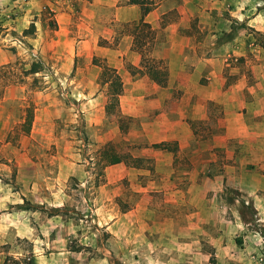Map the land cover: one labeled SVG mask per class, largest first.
Instances as JSON below:
<instances>
[{"label":"crops","instance_id":"0c3cea01","mask_svg":"<svg viewBox=\"0 0 264 264\" xmlns=\"http://www.w3.org/2000/svg\"><path fill=\"white\" fill-rule=\"evenodd\" d=\"M161 2L84 0L81 6L84 15L79 13L84 33L78 32L80 38H70L77 43V61L84 56L96 77L103 65L115 69L122 82V91L118 108L112 113L104 111L106 85L102 86V99H99L96 89L101 88L100 84L86 89L71 80L74 85L70 87L69 95L77 93L84 98L81 106L96 107L102 117L113 118L117 130H125L124 139L149 142V148L144 150L124 147L117 151L114 148L118 154L139 158V165L134 166L126 160L104 166L106 182L102 189L122 183V180L129 181L143 195L145 191L168 194V189H174L176 195L172 198L164 196L158 201L157 197L149 196L145 200L156 221L160 207L164 212L171 211L168 210L171 207L179 215L183 212L182 206L187 212L190 209L198 212L193 200L187 199L191 198L188 193L203 197V192L198 190L203 188L205 181L204 156L214 149H222L228 157L238 155V150L246 151L252 159L261 158L259 162L264 167V61L256 56L259 61L250 65L248 71L247 29L256 21L248 16V5L219 8L207 6L203 0H181L171 10L174 18L165 20L162 18L169 10H164ZM142 6L150 7L143 16ZM225 10L230 19L224 18ZM140 20L148 24L151 33L146 28L142 34L144 28L139 24ZM222 32L226 37L219 40ZM149 40L155 46L152 53L145 48ZM94 59L102 65L92 63ZM238 59L244 62L245 69L240 66L242 63L235 64ZM150 65L166 71L163 85L148 75L146 66ZM248 75L252 77L251 83L247 82ZM229 77H232L231 81H228ZM38 111L39 108L34 109L33 127L41 118ZM11 117L7 104L0 101V246L12 245L15 240L26 241L35 254L34 264H49L43 260L42 253L55 249L54 245H60L56 248L58 251L69 253L68 244L73 236L62 237L65 234L55 230L58 224L53 223L58 214L44 218L39 211L46 207L58 210L68 200L60 196L62 186L46 174V165L26 158L30 152L26 148L28 144L13 147L8 139ZM127 118L132 119L134 128L124 124ZM208 126L212 129L211 135L202 129ZM113 137L108 131L102 133L105 142L113 141ZM25 138L30 141L35 136L28 131ZM111 144L114 147L113 142ZM142 159L151 161L149 169L142 167ZM12 166L18 174L17 191L7 179ZM58 166L76 169L66 159ZM145 173L154 176L146 185H141L139 176ZM116 186L119 188L120 184ZM180 188L186 190L183 192ZM118 196L116 193L115 197ZM91 199L95 201L94 210L100 213L96 223L108 234L105 250L115 253L139 251L141 234L129 233L128 221L132 220L134 230V222L139 221L141 200L125 212L119 209L109 193L103 199L97 195L88 198ZM180 236L176 234V237ZM169 247L186 251L187 244L176 239Z\"/></svg>","mask_w":264,"mask_h":264},{"label":"rangeland","instance_id":"374dc122","mask_svg":"<svg viewBox=\"0 0 264 264\" xmlns=\"http://www.w3.org/2000/svg\"><path fill=\"white\" fill-rule=\"evenodd\" d=\"M83 2L0 0V101L7 104L12 114L8 139L14 148L28 144L26 148L30 152L26 158L43 162L46 174L62 186L60 196L68 200L58 209L56 214L60 218L57 217L53 225L58 224L55 230L65 234L62 237L73 236L68 244L70 252L58 251L56 248L60 245H54L55 249L42 253L43 260L49 264H264V167H261L259 157L252 159L243 150H238V155L232 157L226 156L222 149L205 154V181L203 188L198 190L203 192V197L188 193L191 198H187L193 200L199 213L191 209L187 212L182 206L183 212L179 215L171 207L168 209L171 211L166 212L160 207L156 221L145 200L149 196L157 197L158 201L172 198L176 195L174 189H168V194L145 191L143 195L127 180H122L119 188L116 186L119 184H111L102 189L106 182L99 157V147L106 141L102 139V133L108 131L114 136L109 142H113L117 151L124 147L144 150L149 148V142L124 139L125 130L118 131L113 118L102 117L96 107L81 106L84 98L77 93L69 95L70 87L74 85L71 80L86 89L99 84V77L84 56L77 61V43L70 39L80 38V31L84 33V28L80 27L83 20L79 16V13L84 15L81 11ZM161 3L164 10H169L162 19L168 20L174 18L171 10L181 0H162ZM202 3L219 8L248 5V16L256 19L254 26L247 29L248 71L250 65L259 61L256 56L264 61V0H203ZM223 16L230 19L228 10ZM144 32L145 29L142 34ZM225 37L222 32L219 40ZM145 48L152 53L155 49L153 41L149 40ZM92 63L102 65L95 59ZM235 64H241L245 69L244 62L239 59ZM33 68L37 71L32 72ZM247 82H252L249 75ZM102 89V86L98 87L96 94ZM99 99H102L101 94ZM35 108H39L41 118L33 127ZM28 112H32L29 134L35 136L30 141L25 138ZM124 120L125 125L134 128L131 118ZM202 129L211 135L210 126ZM64 159L70 160L76 169L60 168L58 164ZM141 165L149 169L151 161L142 159ZM17 175L16 167L12 166L7 179L14 191L19 187ZM153 176V173L140 175L141 185H146ZM108 193L125 212L141 200L139 221L134 222V230L132 220L128 221V232L141 234L139 251L115 253L105 250L108 234L96 223L100 213L94 210V199L88 198L97 195L103 199ZM116 193H119L118 197H115ZM50 210L51 207H46L39 212L48 218ZM44 224L50 225L47 221ZM177 233L181 236L176 237ZM176 239L187 244L186 251L169 247ZM196 246L200 249L196 250ZM35 260L31 245L26 241L15 240L12 245L0 246V264L5 261L7 264L16 261L34 264Z\"/></svg>","mask_w":264,"mask_h":264},{"label":"trees","instance_id":"16d2710c","mask_svg":"<svg viewBox=\"0 0 264 264\" xmlns=\"http://www.w3.org/2000/svg\"><path fill=\"white\" fill-rule=\"evenodd\" d=\"M149 10H150V7L142 6V16ZM139 24L144 29L147 28L148 31L151 33L148 24L144 23L142 20H140ZM144 65H145V61H144ZM146 67H148L147 72L150 78L153 79L156 83L163 85L166 79V71L157 69L156 67L152 65L146 66ZM36 71L37 70L35 68L32 69V72H36ZM99 84L101 86H104V85L107 86V102L104 106V111L106 113H112L116 111V109L118 108V97L122 91V82H121L120 76L118 75L115 69L103 65L101 66V71L99 75ZM31 121H32V112H28L27 118L25 120V122L27 123V129L25 131L26 133H28L29 131ZM155 146L158 147L159 144H156ZM99 157H100V161H102L103 167L109 164H114V163H118V162L126 161V160H130V162H132L131 164H133L134 166L135 165L137 166L139 165V161H140L139 158H132L129 155L118 154L116 150L114 149V147L112 146V144L108 141L104 142L99 147ZM24 203H27V202L24 201ZM28 207H31V206L28 205ZM57 211H58L57 209L51 208L48 214L53 215L57 213ZM4 264H7L6 261L4 262ZM15 264H18V262L16 261Z\"/></svg>","mask_w":264,"mask_h":264}]
</instances>
